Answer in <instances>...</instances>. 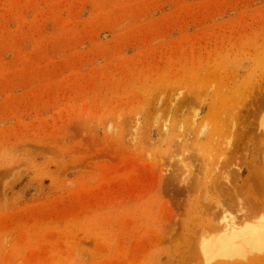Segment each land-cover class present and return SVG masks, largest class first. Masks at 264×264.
<instances>
[{
  "label": "rangeland",
  "instance_id": "1",
  "mask_svg": "<svg viewBox=\"0 0 264 264\" xmlns=\"http://www.w3.org/2000/svg\"><path fill=\"white\" fill-rule=\"evenodd\" d=\"M0 264H264V0H0Z\"/></svg>",
  "mask_w": 264,
  "mask_h": 264
},
{
  "label": "bare ground",
  "instance_id": "2",
  "mask_svg": "<svg viewBox=\"0 0 264 264\" xmlns=\"http://www.w3.org/2000/svg\"><path fill=\"white\" fill-rule=\"evenodd\" d=\"M255 177V176H254ZM258 178V177H257ZM263 204V203H262ZM232 231H234V230H232ZM233 234H234V232H233ZM232 238H236V236H233Z\"/></svg>",
  "mask_w": 264,
  "mask_h": 264
}]
</instances>
